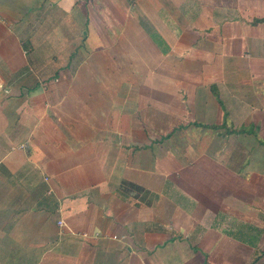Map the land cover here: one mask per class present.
Wrapping results in <instances>:
<instances>
[{
	"label": "crops",
	"instance_id": "crops-1",
	"mask_svg": "<svg viewBox=\"0 0 264 264\" xmlns=\"http://www.w3.org/2000/svg\"><path fill=\"white\" fill-rule=\"evenodd\" d=\"M0 264H264V0H0Z\"/></svg>",
	"mask_w": 264,
	"mask_h": 264
},
{
	"label": "trees",
	"instance_id": "trees-1",
	"mask_svg": "<svg viewBox=\"0 0 264 264\" xmlns=\"http://www.w3.org/2000/svg\"><path fill=\"white\" fill-rule=\"evenodd\" d=\"M239 130H242V129H239ZM250 131H253L254 132L255 130L253 128H250Z\"/></svg>",
	"mask_w": 264,
	"mask_h": 264
},
{
	"label": "rangeland",
	"instance_id": "rangeland-1",
	"mask_svg": "<svg viewBox=\"0 0 264 264\" xmlns=\"http://www.w3.org/2000/svg\"><path fill=\"white\" fill-rule=\"evenodd\" d=\"M251 128H253V127L251 126Z\"/></svg>",
	"mask_w": 264,
	"mask_h": 264
},
{
	"label": "built area",
	"instance_id": "built-area-1",
	"mask_svg": "<svg viewBox=\"0 0 264 264\" xmlns=\"http://www.w3.org/2000/svg\"><path fill=\"white\" fill-rule=\"evenodd\" d=\"M60 223H61V221H60Z\"/></svg>",
	"mask_w": 264,
	"mask_h": 264
}]
</instances>
